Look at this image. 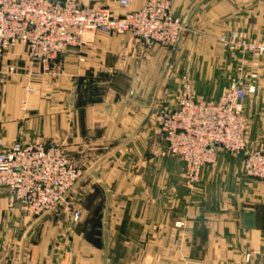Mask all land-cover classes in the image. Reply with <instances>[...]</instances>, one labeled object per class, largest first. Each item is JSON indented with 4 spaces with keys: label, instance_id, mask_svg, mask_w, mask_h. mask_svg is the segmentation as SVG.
Listing matches in <instances>:
<instances>
[{
    "label": "crops",
    "instance_id": "0c3cea01",
    "mask_svg": "<svg viewBox=\"0 0 264 264\" xmlns=\"http://www.w3.org/2000/svg\"><path fill=\"white\" fill-rule=\"evenodd\" d=\"M75 1L126 12L113 0ZM146 1L129 0L130 9ZM196 5L157 105H175L184 79L196 95L218 100L236 70L256 74L243 82L255 86L245 100L248 148L264 151V56H242L221 42L232 32L264 39V0H172V11L184 21ZM85 40L52 72L29 60L23 44L0 49L4 146L56 142L88 173L78 222L64 210L34 216L11 208L0 190V264H264V181L245 176L244 154L219 150L190 188L183 163L162 156L155 116L136 134L173 48L129 34Z\"/></svg>",
    "mask_w": 264,
    "mask_h": 264
},
{
    "label": "built area",
    "instance_id": "2783aa9c",
    "mask_svg": "<svg viewBox=\"0 0 264 264\" xmlns=\"http://www.w3.org/2000/svg\"><path fill=\"white\" fill-rule=\"evenodd\" d=\"M113 2L126 12L116 15L109 7L83 6L75 0H0V49L23 44L29 60L52 72L60 69V57L67 50L85 45L89 33L129 34L145 46L174 47L183 20L174 15L172 0H147L137 10L130 9L129 0ZM221 42L242 56H264V39L232 32ZM238 72L240 79H231L218 100L196 95L184 79L175 105H164L154 114L166 145L162 156L183 163L182 176L190 188L200 182L205 167L216 163L219 150L235 157L244 154L245 176L264 181V151L249 150L250 122L245 113V100L255 86L243 82L256 74ZM81 177V168L59 143H16L6 148L0 136V190L8 191L11 208L18 206L34 216L54 211ZM80 216L75 211L74 221Z\"/></svg>",
    "mask_w": 264,
    "mask_h": 264
},
{
    "label": "water",
    "instance_id": "95a60500",
    "mask_svg": "<svg viewBox=\"0 0 264 264\" xmlns=\"http://www.w3.org/2000/svg\"><path fill=\"white\" fill-rule=\"evenodd\" d=\"M196 7H197V5L194 6V7L192 8V10L189 12V14L186 16V18H185L184 21H183V24H182V30H181V32H180V35H179V37H178V40H177L176 44H175L174 47H173V51H172L171 57H170V59H169V61H168V64H167L166 70H165L164 75H163V78H162V81H161L159 87L157 88V91H156L155 96H154V98H153L152 104H151V106H150V108H149V113H148V115L146 116L145 120L142 122V124H141V125L139 126V128L137 129L136 134L139 133V132H140V131H141V130H142V129H143V128H144V127L150 122V121H151V119L153 118L155 112L159 111V109L157 108V102H158V95H159V92H160V89H161L162 82H163V80L165 79V77H166V75H167V73H168V71H169V68H170V66H171V64H172V62H173V59H174V56H175V52H176V50H177V47H178V44H179V42H180V40H181V37H182V35H183V32H184V30L186 29V27H187V23H188L190 17L192 16L193 12L195 11ZM134 95H135V90H133L132 93H131V98H132V99L134 98ZM136 134H135V135H136ZM134 137H135V136H134ZM132 139H133V138L129 139L128 142H130ZM102 161H103V160H101L100 162H98V163L93 167V169L96 168V167H97ZM87 174H88V173H86L84 176H82L81 179L78 181V183H79V182H80V181H81V180H82ZM78 183H77V184H78ZM50 212H52V211H50Z\"/></svg>",
    "mask_w": 264,
    "mask_h": 264
},
{
    "label": "rangeland",
    "instance_id": "374dc122",
    "mask_svg": "<svg viewBox=\"0 0 264 264\" xmlns=\"http://www.w3.org/2000/svg\"><path fill=\"white\" fill-rule=\"evenodd\" d=\"M89 34H92V33H89ZM236 71L237 72L235 73V75L231 79H237V80L240 79V73L238 72V70H236ZM152 101H153V96H152V98L149 99V102H152ZM165 104L166 103H163V104L159 103V106L157 105V108L160 109ZM67 155H68V153H67ZM70 158L73 160V162L75 164H77L81 168L82 176H83L84 173H86L85 170L83 169V165L78 160H75L72 157H70ZM81 198H82V193L80 191V182H79L78 184H76V186L74 187V189L71 192V194L67 197L66 201L61 206H59L58 210H64V211H68V212H71V213H74L75 211H80L79 208H80V205H81V202H80Z\"/></svg>",
    "mask_w": 264,
    "mask_h": 264
}]
</instances>
